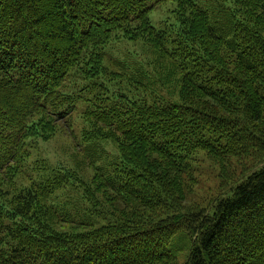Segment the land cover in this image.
<instances>
[{
  "label": "trees",
  "instance_id": "16d2710c",
  "mask_svg": "<svg viewBox=\"0 0 264 264\" xmlns=\"http://www.w3.org/2000/svg\"><path fill=\"white\" fill-rule=\"evenodd\" d=\"M167 1L175 34L149 17ZM226 1L213 24L200 0H0V264H180L179 236L183 264H264V166L212 212L186 204L198 153L222 169L264 162V0ZM139 40L176 68L160 85L181 75L178 101L155 91L147 65L127 66L129 80L106 65L112 45ZM80 107L85 143L119 145L114 181L32 157L73 133ZM69 183L107 224L61 218L49 198Z\"/></svg>",
  "mask_w": 264,
  "mask_h": 264
},
{
  "label": "rangeland",
  "instance_id": "374dc122",
  "mask_svg": "<svg viewBox=\"0 0 264 264\" xmlns=\"http://www.w3.org/2000/svg\"><path fill=\"white\" fill-rule=\"evenodd\" d=\"M226 2V0H200V6L205 10L207 8L212 13H210V17H212L213 24L219 22L224 23L227 17L222 14V11L227 10L229 5ZM176 12V3L167 1L156 5L150 12L149 17L153 26L158 30L175 34L181 29L180 20L177 18L178 15ZM109 53L107 56L108 59L105 62L106 65L112 66V69L116 71L119 70V72L123 73L126 80H129L132 74L131 70L127 69V66L130 65L135 69L136 65L134 63H143L150 70L155 91L170 101H178L180 90L179 77L181 75L176 70V78L170 81L166 88L160 85V79L166 76V67H174V65L171 60H165V63L161 67L158 64H154L161 57L145 40L135 42L122 41L112 45ZM174 69L176 68L174 67ZM135 76L138 80L141 79L138 73ZM131 95L133 96L132 93ZM81 110L83 109L80 107L72 118L74 125L73 133L70 131L57 132L48 142H40L37 144L32 157L34 160L46 161L49 167L71 168V170L79 173L77 175L78 179L83 177L88 184L93 182L92 180H94L97 170L105 178L114 181L118 176L115 170L119 164V145L114 141L85 143L82 138V130L85 128V123L81 117V112H79ZM97 147L98 154L90 151ZM228 161L229 167L225 166L222 169L207 154L198 153L196 155L194 161L191 162V175L187 178V185L185 186L187 207H196V209L200 208L207 212L214 211L213 209H215L217 201L221 196H231L236 186L235 184L244 180L251 172L264 166V162L258 163L247 157H232ZM221 184L225 185V190H223ZM82 192L81 189L69 183L64 189L49 198V205H53L60 212L62 215L61 218H65L64 214H70L69 222L88 223V225L93 223L95 226L107 224L109 220L97 218V215L94 213L98 208L87 203ZM109 195L112 196L114 194L111 192ZM98 199L102 202L100 209L105 215V213L109 212L106 203L108 202L110 204V202L106 198H99V196ZM66 227L68 226L66 225ZM173 245L179 250L176 253L179 257L180 264H183L188 258L187 243L183 242L182 236H179L174 240Z\"/></svg>",
  "mask_w": 264,
  "mask_h": 264
}]
</instances>
